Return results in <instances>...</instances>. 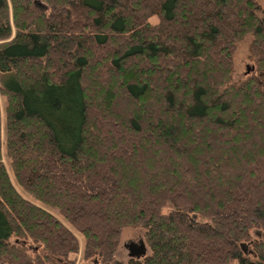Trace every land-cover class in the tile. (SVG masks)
Segmentation results:
<instances>
[{
  "label": "trees",
  "instance_id": "1",
  "mask_svg": "<svg viewBox=\"0 0 264 264\" xmlns=\"http://www.w3.org/2000/svg\"><path fill=\"white\" fill-rule=\"evenodd\" d=\"M0 75V264H264V0H0Z\"/></svg>",
  "mask_w": 264,
  "mask_h": 264
},
{
  "label": "rangeland",
  "instance_id": "2",
  "mask_svg": "<svg viewBox=\"0 0 264 264\" xmlns=\"http://www.w3.org/2000/svg\"><path fill=\"white\" fill-rule=\"evenodd\" d=\"M156 18L153 17L152 21H154ZM250 42V38L246 37L245 39H242L241 41L237 42L236 44V50L233 55V61H234V79L237 80L241 78L246 71V68L248 65H250V62L247 59L248 54V44ZM1 77V75H0ZM1 106H3V100L0 98ZM7 164V162H6ZM60 218V217H59ZM144 238V229L141 228H124L121 231V240L120 245L116 251V255L118 258H120L123 262H125L128 258V247L127 243L129 241H135L139 242L140 239ZM79 251L76 254L77 258V264L78 260L81 255V247H82V241L79 240Z\"/></svg>",
  "mask_w": 264,
  "mask_h": 264
},
{
  "label": "water",
  "instance_id": "3",
  "mask_svg": "<svg viewBox=\"0 0 264 264\" xmlns=\"http://www.w3.org/2000/svg\"><path fill=\"white\" fill-rule=\"evenodd\" d=\"M249 65L246 70L249 71ZM128 247V255L139 257L143 255L146 251L145 242L143 239H140L139 242L129 241L127 244Z\"/></svg>",
  "mask_w": 264,
  "mask_h": 264
}]
</instances>
